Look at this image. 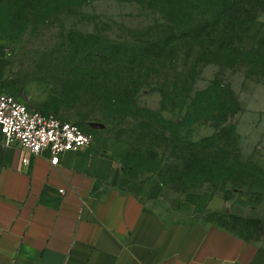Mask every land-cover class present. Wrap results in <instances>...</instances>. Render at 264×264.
<instances>
[{
    "label": "rangeland",
    "instance_id": "374dc122",
    "mask_svg": "<svg viewBox=\"0 0 264 264\" xmlns=\"http://www.w3.org/2000/svg\"><path fill=\"white\" fill-rule=\"evenodd\" d=\"M209 3L189 0L195 22ZM255 4L234 58L199 51L186 31L172 36V0H91L52 13L39 0H0V90L78 126L172 209L200 198L204 222L264 246V1ZM217 85L230 115L192 116L195 94ZM204 140L210 157L192 162L191 145Z\"/></svg>",
    "mask_w": 264,
    "mask_h": 264
},
{
    "label": "crops",
    "instance_id": "0c3cea01",
    "mask_svg": "<svg viewBox=\"0 0 264 264\" xmlns=\"http://www.w3.org/2000/svg\"><path fill=\"white\" fill-rule=\"evenodd\" d=\"M25 157L0 136V264H264L263 245L200 218L206 201L172 209L96 145Z\"/></svg>",
    "mask_w": 264,
    "mask_h": 264
},
{
    "label": "trees",
    "instance_id": "16d2710c",
    "mask_svg": "<svg viewBox=\"0 0 264 264\" xmlns=\"http://www.w3.org/2000/svg\"><path fill=\"white\" fill-rule=\"evenodd\" d=\"M89 1L91 0H39V3L41 4L43 2L44 4L45 2V4L49 5L48 10L52 13L60 8L74 7ZM144 1L160 3V1L163 0ZM256 1L257 0H228L227 5L229 8L225 11L222 10V8L220 9L218 4L220 0H210L209 11L204 16V19L195 22V20L192 19L191 12L186 8V5L189 4V0H172V17L177 21L174 25L172 36L186 31L188 40L194 41L195 47L199 51L216 53L229 52L235 58L237 53L233 43L239 36L240 30L238 29L240 26H244L251 22L257 16L259 10L258 4H255ZM223 25H228L227 31L229 37L227 38L221 36ZM260 57L264 59V55ZM124 91L126 90L124 89ZM222 99L223 98L218 92V85L216 87H209L206 91L196 93L190 103V114L192 116L199 115L200 117L202 116L209 119L213 118L214 114H219L224 120L228 117L227 115H230L231 107L227 106ZM229 129H231L232 132L234 131L233 127ZM206 145L207 141L205 140L199 144H192L191 149H189V160L201 163L202 157L204 159L210 157V154H205V149H207ZM214 147L215 144L212 143L211 149ZM230 157L231 155L229 152H223L222 150H218L214 155L215 159L221 160V162L224 163L228 162Z\"/></svg>",
    "mask_w": 264,
    "mask_h": 264
},
{
    "label": "built area",
    "instance_id": "2783aa9c",
    "mask_svg": "<svg viewBox=\"0 0 264 264\" xmlns=\"http://www.w3.org/2000/svg\"><path fill=\"white\" fill-rule=\"evenodd\" d=\"M0 136L6 147H17L29 157L46 155L52 166L70 152L85 150L91 143L78 126L52 115L31 111L22 99L0 90Z\"/></svg>",
    "mask_w": 264,
    "mask_h": 264
},
{
    "label": "water",
    "instance_id": "95a60500",
    "mask_svg": "<svg viewBox=\"0 0 264 264\" xmlns=\"http://www.w3.org/2000/svg\"><path fill=\"white\" fill-rule=\"evenodd\" d=\"M21 96H23L22 92H21ZM25 99V97L23 96V100Z\"/></svg>",
    "mask_w": 264,
    "mask_h": 264
}]
</instances>
